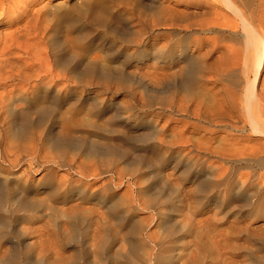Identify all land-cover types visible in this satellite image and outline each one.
<instances>
[{
  "label": "bare ground",
  "instance_id": "6f19581e",
  "mask_svg": "<svg viewBox=\"0 0 264 264\" xmlns=\"http://www.w3.org/2000/svg\"><path fill=\"white\" fill-rule=\"evenodd\" d=\"M48 1L0 0V264H209L213 202L263 231L264 0H58L116 32L89 69Z\"/></svg>",
  "mask_w": 264,
  "mask_h": 264
},
{
  "label": "rangeland",
  "instance_id": "374dc122",
  "mask_svg": "<svg viewBox=\"0 0 264 264\" xmlns=\"http://www.w3.org/2000/svg\"><path fill=\"white\" fill-rule=\"evenodd\" d=\"M57 1L49 0L45 6L43 2L37 3L36 6L35 2L31 5L34 7L43 6L39 17L47 26V36L52 37L58 33L57 36L64 40L63 48L67 54H70V46L74 45L76 50L81 49L80 58L83 68L89 69L93 65H113L114 62H109L106 58L110 56V40L115 35V30L103 29L93 22L84 20L67 5L58 7ZM44 14H49V16ZM117 46L120 45L114 44V47ZM93 80L95 81V78ZM114 94L117 96V102L121 99L120 97H124V92L121 91ZM140 113H143V110ZM102 120L103 118H99L97 121L102 122ZM135 158L137 156H133V159ZM118 166L123 172L129 168L121 160L118 161ZM243 170L249 169L243 168ZM216 203L219 202H213L211 209L210 234L205 223L202 222L197 227L209 240V245L201 247L197 254L205 250V262L209 264H264V230L251 233L247 229L248 225L252 226L261 219L250 218L249 212L239 207L240 203L238 202L233 205L234 207L225 204L217 205ZM198 216L201 217L202 215ZM48 229H50V225Z\"/></svg>",
  "mask_w": 264,
  "mask_h": 264
}]
</instances>
